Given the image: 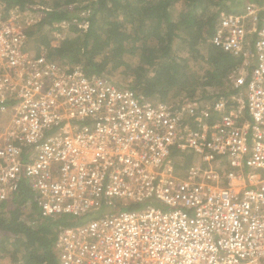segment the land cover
Masks as SVG:
<instances>
[{
    "label": "built area",
    "instance_id": "2783aa9c",
    "mask_svg": "<svg viewBox=\"0 0 264 264\" xmlns=\"http://www.w3.org/2000/svg\"><path fill=\"white\" fill-rule=\"evenodd\" d=\"M10 18L0 203L25 184L46 217L108 209L59 229V264H264V0L221 14L209 38L241 60L237 92L176 104L29 51Z\"/></svg>",
    "mask_w": 264,
    "mask_h": 264
},
{
    "label": "trees",
    "instance_id": "16d2710c",
    "mask_svg": "<svg viewBox=\"0 0 264 264\" xmlns=\"http://www.w3.org/2000/svg\"><path fill=\"white\" fill-rule=\"evenodd\" d=\"M1 1L5 13L29 9L36 4L35 0ZM49 1L43 2V18L37 26L36 39L48 49L46 54L51 59L80 65L87 75L108 77L120 69L129 71L134 80L129 87L138 96L173 104L180 102L184 94L187 98L197 97L195 92L204 87L217 88V91L202 94L199 97L202 99L228 97L237 92L229 85L228 75L241 60L212 45L209 38L221 14L241 12L244 0ZM178 1L185 8L174 17L170 8ZM73 19L76 24L87 23L81 29L82 34L66 37L57 47H51L42 33L43 28L67 22L71 29H76ZM26 33L31 35L33 31ZM178 37L185 39L193 62L206 59L201 72L193 71L189 58L176 55L174 42ZM137 45L146 55L141 62L133 63L129 50ZM152 68L154 80L147 75ZM28 200L31 201L29 208L25 205ZM142 205L133 204L128 208L137 209ZM105 211L108 209L100 208L80 217L68 214L46 217L32 200L30 189L22 184L14 200L0 203V245L5 248L1 247L0 251L8 252L11 264H59L56 249L59 229L82 224Z\"/></svg>",
    "mask_w": 264,
    "mask_h": 264
},
{
    "label": "rangeland",
    "instance_id": "374dc122",
    "mask_svg": "<svg viewBox=\"0 0 264 264\" xmlns=\"http://www.w3.org/2000/svg\"><path fill=\"white\" fill-rule=\"evenodd\" d=\"M36 4L32 6L29 9L25 10H19L20 14L19 16H12V12H8L6 15L9 16V18H13L14 22L26 29L27 32L33 31L31 35H27V48L29 51L34 52V53H39L40 51H44L45 53L47 52V48L42 44L37 41V37L39 35V31L37 30L38 24L42 20V15L43 13L41 12V8L45 7L43 2H47V0H35ZM248 0H244V3H246ZM50 3V1L48 0ZM43 3V4H42ZM85 3V2H84ZM81 3V4H84ZM185 8V5L183 4L182 1H178L175 4L171 6V12L174 17H176L181 10ZM14 11V10H13ZM16 13V12H14ZM81 13V12H80ZM81 15H83L81 13ZM10 18V19H11ZM74 24L76 25V29H71V25L68 24L67 22H60V23H54L50 27H44L42 30V33L46 34V37L48 38L51 47H57L58 44H61V42L66 38V37H71L76 34H82L81 29L85 28L86 26H82V24H76V19H73ZM70 25V26H69ZM28 34V33H27ZM152 38L147 39L150 44H153ZM140 45L134 46L129 50V53L133 54L131 56V59L133 63H138L141 62L143 57L146 55L145 52H141V48L139 47ZM174 48H175V53L179 57L186 58L190 61V65L193 69V71H202L205 67L206 59H203L201 61L193 62L192 59H190L189 53H188V45L185 41L184 38L178 37L175 39L174 42ZM143 53V55H142ZM100 57H97L99 59ZM58 60V59H56ZM60 61V60H59ZM69 65L68 63H65ZM74 65V64H72ZM69 65V66H72ZM200 71V72H201ZM147 75L149 78L154 80L153 77V68L148 70ZM107 78L110 82L117 86H129L134 80L129 71H124L123 69H120L114 73H111L108 75ZM207 91V92H205ZM217 91V88H200L195 92V96L200 97L204 93H209L213 94ZM182 100L183 99H188L186 95L181 96ZM3 245H0V249ZM0 264H11V258L8 252L6 253L5 251H0Z\"/></svg>",
    "mask_w": 264,
    "mask_h": 264
},
{
    "label": "crops",
    "instance_id": "0c3cea01",
    "mask_svg": "<svg viewBox=\"0 0 264 264\" xmlns=\"http://www.w3.org/2000/svg\"><path fill=\"white\" fill-rule=\"evenodd\" d=\"M4 4L2 3V1L0 0V10L4 12ZM15 10V9H14ZM13 10H11L12 12ZM10 12V11H9ZM5 13V12H4ZM7 14V13H6Z\"/></svg>",
    "mask_w": 264,
    "mask_h": 264
}]
</instances>
